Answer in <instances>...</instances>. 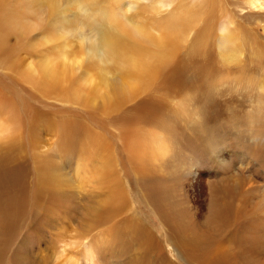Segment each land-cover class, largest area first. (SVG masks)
Listing matches in <instances>:
<instances>
[{
	"label": "rangeland",
	"instance_id": "1",
	"mask_svg": "<svg viewBox=\"0 0 264 264\" xmlns=\"http://www.w3.org/2000/svg\"><path fill=\"white\" fill-rule=\"evenodd\" d=\"M22 1L27 9L41 8L45 14L41 20L29 19L17 33L0 36V96L10 98L18 110L12 130L21 146L24 165L23 181H17L21 172L17 175L7 168L8 164L3 167L6 173H0V182L4 180L0 183V203L5 211L24 208V181L31 192L39 191L42 201L50 191L70 197L68 203H58L54 211L35 209L44 223L32 246L34 254L39 250L45 264H63L65 257L85 264L83 251L98 238L108 240L101 246L98 264H124V260L129 264V257L134 252L140 256L142 249L140 243L131 241L133 229H126L130 223L155 233L169 257H175V235L167 232L148 209L129 164L128 144L149 136L162 137L168 154L157 163V174L148 180L167 187L173 204L188 213V220L203 230L199 222L203 215L209 217L208 189L226 187L231 200L228 219L224 218L226 226L219 224L213 231H221L226 239L231 227H251L264 238V6L260 1L253 10L245 0H53L52 13L40 1ZM20 2L0 0V12L19 8ZM112 21L135 39L140 40V29L151 35L149 44L144 43L146 47H153L162 36L168 43L166 61L153 77H148L151 80L141 92L129 96L115 92V101L107 106L100 96L106 92L97 87V72L107 69L108 74L102 78L117 90L123 64L103 61L101 52L96 47L97 52H92V48L103 35L114 33ZM5 38L8 43H4ZM47 58L65 60L61 84L37 88L22 79L28 65L37 66ZM173 70L179 72L176 79ZM89 89L93 93L87 97ZM20 100L30 104L38 115L34 130L19 110ZM141 105L152 110L148 120L137 117ZM72 125H80L84 133L70 153ZM88 134L95 141L92 150L83 147ZM7 144L0 142V147ZM192 170H200L196 178L191 176ZM101 174L109 177V188L119 187V199L112 206L99 204L107 195ZM95 179L103 180V185L93 182ZM238 201L240 205H252L248 213L252 224L247 226L244 218L237 220ZM99 208L105 211L101 219L98 216L102 211L95 215ZM90 209L95 223L88 224L86 211ZM77 233L86 237L78 245L74 241ZM242 244L254 257L253 264H264V239H256L254 248L251 240ZM122 248L127 250L124 260L117 255ZM61 250L63 255H59ZM139 259L146 264L151 261L149 257Z\"/></svg>",
	"mask_w": 264,
	"mask_h": 264
},
{
	"label": "bare ground",
	"instance_id": "2",
	"mask_svg": "<svg viewBox=\"0 0 264 264\" xmlns=\"http://www.w3.org/2000/svg\"><path fill=\"white\" fill-rule=\"evenodd\" d=\"M37 1L42 2L40 3L42 6L44 5L46 6L48 13H52L51 12L52 8H50V6L52 7L55 6L53 0H37ZM259 1H260V4H259ZM20 3H21V6L19 8L12 7V8H8L0 12V36L1 35L8 36L10 34L17 33L18 30H22L24 28V25L29 19L41 20L40 17L45 14V11L41 8L37 9L36 11L29 10L26 8L25 1L21 0ZM258 4L264 6V0H245V5L250 7L253 10L257 9ZM261 9H264V7H262ZM110 24H112L111 26L114 29L112 31H114V33L113 32L106 33L105 35H103L101 37V42L99 44L94 45L92 48V52L96 50L101 52L102 54L101 57H103V61H113L115 63L123 64L122 72H119V75H118L120 78V82L116 84V87L118 88L117 90L113 88L112 84L108 82L107 78H102L103 74L104 75L108 74L107 69L99 68V71L97 72V78H98L97 87L98 88L101 87L104 90V92H106L105 94H102L100 96H102V99L105 104L107 102L106 104L107 106L111 105L112 102L115 101L113 97L115 92L120 93L121 94L120 96L122 95L129 96V95H132L133 93L135 94V92L137 91L141 92V89H143L148 84V82L151 80L148 77L149 76L153 77L157 71L158 66L164 63V61H166L167 43H168V39L165 36L161 35L162 37L156 39L155 43H153V47L149 48V47H146L144 43L149 42L150 39L152 40L151 35L149 37L147 34L142 33L140 29V34H139L140 40L139 38L135 39L134 36H132L133 34L127 35L125 29L120 28V26L117 27V24H115V21H112ZM241 32H243V29H240V33ZM164 35H167V34H164ZM5 40H4L5 41L4 43H6L8 39L5 38ZM150 44L152 45V42H150ZM7 45H5V47ZM95 47L97 48L96 50H95ZM98 48H100L101 50L100 49L98 50ZM65 72H66V62L63 58H60L57 60L53 58H47V60L40 62V64L37 66L28 65L22 75V79L25 82L37 88H45L48 86H58L64 81ZM173 73L175 74L174 78L175 79L178 78L179 72H176V71L174 72L173 70ZM83 90L84 89L82 88L81 91ZM92 93H93V90L89 89L86 94L87 97L90 96ZM20 102L22 103L21 105L19 104L20 109L19 108L18 109L23 114L28 126L29 127L31 126L34 130V124H35L34 121H36V119L38 118V115L35 109L24 100L22 101L20 100ZM144 106L142 105L139 106L137 110V117L141 118V120H145L146 117H148V115L152 113V110H146ZM16 110L17 108L16 106H14V102L10 98L5 97V96H0V142L8 143L7 145L0 147V173L2 174L6 173V171L3 170V167H5L6 164H8L9 166H7V168L9 167L16 174L21 172L22 175L19 173L21 177H18L17 181L19 180V178H21L23 181L24 165L22 164L23 159L20 158L22 150L20 149L21 146L17 144L16 132L12 130V125L14 124V118L17 113ZM30 132L31 134H33L31 130H29V133ZM83 133H84V130L82 129L80 125H72L69 128L68 141H70V145L67 150L70 153H72L77 147V145H79V141L81 140V136L83 135ZM199 135L197 137H199ZM197 137H194V138H197ZM85 139L87 141L86 143H84L85 146L83 147L86 149L89 148L90 150H92V145L93 143H95L94 138L88 134ZM68 141H67V144L69 143ZM128 146H129L128 147L129 164L131 165L133 169L134 175L137 177L139 181L140 188H141L144 198L146 199L148 209L151 212H153V214L155 215L154 217L157 219V221L160 222V225L164 227L167 232H171L172 234L175 235L174 241H172L174 246L172 245V243H171V246L174 247L173 251H175L174 252L175 257L173 259H175L176 262H174V260L171 259V257H169L170 255H168V253L166 252V249H164L161 243L157 241L155 233H152L151 231L145 229L144 227L140 225H136V226L134 225L133 227L132 226L133 224L131 226H129L130 223L126 224L127 231L129 230L130 232H132L131 229H133V236L131 237V241L137 242V244L140 243V245L142 246L141 251H139L141 252L140 256L142 258L149 257L151 260L150 263L152 264H179V263L181 264H253L254 263L253 261L254 257L251 256L249 250L245 251L243 249L242 243L243 241L251 240L252 246L254 248L253 243L255 244L256 239H258V241H262L264 239L262 238L263 236H257L256 232L251 230V227L250 229H247V230H242L243 228L232 230V227H231L229 228L231 229V231L230 232L228 231L229 235L226 239L223 238L224 236L220 235L222 233L221 231L217 230L218 233L213 231V229L217 227L219 224L226 226L224 218H226V215L229 212L228 209L229 210L231 209V200H230V197H228L229 192H227L228 189L226 187H219V188L212 187L208 189L209 192L207 194L206 204L209 210V214H208L209 217H204V215L203 217L201 216L202 218L199 217L201 219L199 222V225L200 227L203 226V230H201L200 228L196 227L193 222L187 219L188 213L186 212L183 213L181 208L179 209L176 208V206L173 204V200L171 199V193L167 187H165L164 185L157 186L153 182L152 179L150 181L148 180L149 178L153 177V175H155L154 173L157 172L158 170L157 163L160 160H162L166 154H168L166 143L162 139V137L156 138V137L149 136L146 138H138V140L134 139V141L132 143H129ZM198 171L192 170L190 173L191 176L193 175L196 178ZM107 174L109 175V172ZM105 175L106 174L104 175L101 174V176L105 179L104 185L107 186L106 187L107 195L105 197L103 195L104 199L101 202H99V204L101 206L103 205L112 206L114 205L112 204V202L119 199L118 198L119 197V190H118L119 187L114 188L115 190H112L111 187L110 189L108 186L109 177ZM106 177L108 178L107 179L108 182L106 180ZM101 181L103 180L101 179L93 180V182H101ZM99 184L103 185V182ZM22 185H23V191H24V198L22 200V203L24 205V208H20V210L17 209V210H12V211H5L2 204L0 203V264H45L44 260L46 258L44 259V257H42L43 254L41 256L39 253V250L37 254H34L33 253L34 249L32 250L33 243L37 240L38 236H40V233H41L40 227L42 226L41 223H44V220H42L41 217L40 219L37 218L38 214H37V211H35V209L38 208L39 210L43 208L44 210H47L50 212H51L50 209L54 211L55 208L58 206L57 205L58 203L60 202L68 203L70 197H67V194L65 193H61V195L59 193V196H58L54 194V192L50 191L47 195L46 200L42 201L41 198H39L40 196L39 191L31 192L29 190L27 182L25 181L23 182ZM207 185H208L207 188H209L210 187L209 182H207ZM218 186H221V184H218ZM247 194H250V193H247ZM236 195H237V192H236ZM261 203L263 204L264 201H262ZM248 204H249V200H248ZM235 205L239 208L236 214L237 220L244 218V221L246 222L247 226L248 224H252V220L248 219V217L250 216V214L248 213L250 212L252 205L250 207L247 206L246 204L240 205V202ZM102 208L95 210V215L96 213L101 212ZM91 210L92 209L86 211V218H87L88 224L95 223V217L93 216ZM193 214L195 215V213ZM98 217H100V219L102 217H105V211L103 210L102 213ZM131 221L133 222V220ZM29 224H31L32 227H30ZM106 224H107V221H106ZM231 224H233V222ZM235 225L237 226V224ZM150 227H153V226H150ZM195 229H197L198 232ZM84 239H86V237L85 236L80 237L79 234L77 235V237H74V241L75 242L78 241L77 245L81 243ZM97 239L98 238H93L91 240L90 246L83 251V257L86 258L85 264H98L99 263V262H96L98 260L96 258L98 257L99 254L102 253L101 251L103 248L101 246H106L108 244V240L103 239L102 241H100ZM253 239H255V241ZM118 246L119 245H117V247ZM112 247H109V248H112ZM122 251L123 252L120 251L119 253H117L118 257H120L121 259L124 256L123 254L127 253L126 249H123ZM64 253H63V250H61L59 252V255H63ZM140 256H138V254L137 253L135 254L134 252V254L129 257L132 260L129 261L128 259L129 264H146L144 263L145 261L142 262L139 259ZM99 258H101V256H99ZM122 260H124V258ZM112 263L113 262L111 261V264ZM63 264H79V263L73 261L70 257L69 258L65 257ZM107 264H109V262ZM114 264H116V262ZM124 264H125V260H124ZM257 264H260V263H257Z\"/></svg>",
	"mask_w": 264,
	"mask_h": 264
}]
</instances>
